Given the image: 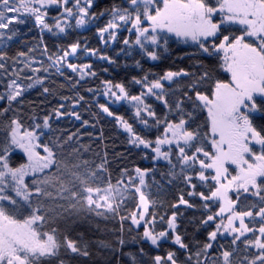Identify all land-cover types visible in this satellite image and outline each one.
<instances>
[{
	"label": "trees",
	"instance_id": "16d2710c",
	"mask_svg": "<svg viewBox=\"0 0 264 264\" xmlns=\"http://www.w3.org/2000/svg\"><path fill=\"white\" fill-rule=\"evenodd\" d=\"M207 3L216 5L217 2L207 0ZM160 6L162 7V2ZM124 7H131L128 0H93L92 6L87 9L90 14L89 26L79 29L73 19L68 22L71 26L64 33L55 28L53 32H41L31 17L25 24L13 21L8 29H0V55L4 57L5 65L0 69V97H4L0 99V153L5 154L11 167L26 164V156L14 153L15 147L10 144L11 121L19 120L23 125L22 131L33 129L39 132L40 129H36V125L40 124L42 128L44 119H48L50 127L43 129L45 134L40 135V141L54 149V160L60 164L64 177L71 179L65 167L75 171L72 165L79 164L82 172L84 167L96 169L103 162L106 169L102 173L104 180L96 183L90 181L91 186L96 187L97 183L107 186L108 181L112 186H116L122 181L120 187L125 190L122 197H117V213L97 215L96 212H89L86 207L80 205L69 208V200L55 197L59 181L52 188L53 198L33 199L31 206L29 201L16 196L11 187L5 188L0 194L9 195L18 203L11 205L8 201H0V206L19 220L26 219L33 213L39 214L38 209L43 211L46 220L35 224V227L50 234L55 229V236L61 243L66 237L70 238L76 242L79 249L89 253L84 256L61 247L56 257H41L36 264H155L154 258L157 255L162 258L161 264H170L166 261L169 252L175 254L174 259L178 264H197V254L199 264H223L224 250L232 253L229 257L230 264H250V258H254L258 250L249 248L243 241L253 237V233H247L235 245L232 243V236L228 234H218L215 241L208 240V234L215 230V222L209 221L205 224L204 220L209 213L218 211V202L210 201L212 207L206 209L205 201L201 200L199 195L189 193H208V185L214 181L206 184L197 178L194 181L197 187L192 189L183 178L185 174L180 172L179 166L172 169L168 161L156 159V154L150 148L146 149L142 145L137 147L130 143L131 134L115 119V116H120L132 126L135 134L147 140H154L161 134L164 119H179L176 110L166 107L154 96L146 95L144 103L156 114L151 117L142 112V116L149 121L146 126L135 116L134 105L137 102H112L115 98L104 95L109 87L108 82H111V85H123L130 95H140L146 89L143 85L135 83L136 79L143 80L147 76L148 80L152 81L159 79L167 71L189 72V76L175 77L173 82L162 81L163 91L166 93L164 99L173 104L183 98L184 114H191L190 130L200 133L198 146L211 150L207 112L194 106L193 93L189 94L191 98L185 97L184 93L188 92L190 85L195 84L198 91L208 94L214 89L216 82L230 79L223 71L220 54L204 53L195 44L170 38L168 45L158 50L159 59L153 61L134 45L135 35L127 31V26L116 29L115 39L105 43L108 33H104L102 38L99 30L112 18L113 9ZM45 11V22L50 26H54V23L64 16V7L51 6ZM125 39L130 41V45L123 43ZM74 43L79 44L77 52L67 60L76 64L78 71L73 72L66 65L62 66V71L51 67L50 57L62 55L63 50L69 49ZM209 47L211 48V45ZM92 52L95 54H91ZM100 56H107L114 62L109 63L100 59ZM86 65L89 67H85ZM36 68H40V71H34ZM92 72H95V75H91ZM36 78L42 79V83L35 84ZM13 79L22 86V95L17 97V101H22L21 103L9 102L6 99L10 91L8 85ZM29 84L34 86L27 88ZM44 87L49 89L47 93L43 91ZM256 101L260 110L251 114L252 123L264 134V97L257 96ZM101 105L109 107L114 115L108 116L102 111ZM56 112L61 115L56 116ZM77 114L80 116L79 120L76 119ZM156 119L161 121L159 126L154 124ZM252 147L256 154L264 151L258 150L255 145ZM39 153L45 154L42 148ZM173 163H176L175 155ZM137 168L146 173L142 187L138 183ZM229 169L235 174L233 168ZM46 172L58 175L53 169ZM186 174L191 175V170L186 169ZM32 179L33 177L28 178L26 184H30ZM136 187H141V191L150 201L149 213L155 217L152 227L157 233L165 231L169 234L160 239L158 245H152L143 238V226L137 228L131 223V215L134 212L138 214L141 209ZM245 195L240 197L243 203L237 202L238 208L244 209L253 203L259 207L258 196L245 199ZM231 196L235 198L236 193L233 192ZM181 198L192 206L181 203ZM59 205L65 207L62 209ZM173 214L176 215L174 231L169 229L167 223ZM248 220L249 218H246V223ZM250 226L258 228L259 223ZM177 234L187 245V250L173 243ZM255 235H258V232ZM209 242L213 247L207 250L208 255L205 257L204 245Z\"/></svg>",
	"mask_w": 264,
	"mask_h": 264
},
{
	"label": "snow or ice",
	"instance_id": "6c2138e0",
	"mask_svg": "<svg viewBox=\"0 0 264 264\" xmlns=\"http://www.w3.org/2000/svg\"><path fill=\"white\" fill-rule=\"evenodd\" d=\"M128 4L131 7L113 9L112 18L99 30L102 38L105 32L108 33L105 43L115 39V33L110 31L111 29L127 26V31L135 35L134 45L138 46L149 59L156 61L159 59L158 50L166 47L170 38L183 43L192 42L204 53L220 54L221 66L223 71L230 75V79L216 82L214 89L208 94L198 91L195 84L190 85L188 92L184 93V96L189 98H191L189 94L193 93L194 106L207 112L211 150L198 146L200 133L190 130L191 114H184L183 98L173 104L164 99L166 93L163 91L162 81L173 82L175 77L189 76L190 73L185 70L167 71L162 77L152 81H149L147 76L143 80H134L146 89L140 95H130L123 85H111V82H108L109 87L104 95L115 98L112 102L119 100L137 102L134 105L135 116L139 117L140 122L146 126L149 125V121L142 116V112L151 117L156 115L150 106L144 103L146 95L154 96L166 107L176 110L179 119L175 121L164 119L161 134L154 140H147L135 134L132 126L120 116H115V119L120 121L126 132L132 134L130 143L137 147L142 145L146 149L150 148L156 154V159L168 161L172 169L179 166L180 172L185 174L183 178L192 189L197 187L194 182L197 178L206 184L214 181L213 184L208 185V193H189V195H199V198L205 201L206 209L212 207L210 201L218 202V211L214 214L209 213L204 220L205 224L209 221L215 222V230L208 234V240L215 241L218 234L221 236L228 234L232 236V243L235 245L241 237L253 233V237L243 241L249 248L258 250L254 258H250V264H264V151L256 154V150L252 147L256 144L264 149V134L257 130L251 118L253 112L260 110L256 97H264V0H217L216 5H209L207 0H162V7L161 0H128ZM50 5L65 6L63 18L55 22L54 26L45 22L47 15L45 9ZM91 6L92 0H85L84 5L80 0H0V29H8L13 21L25 24L31 17L40 27L41 32L45 30L53 32L55 28L60 33H64L71 26L68 22L73 19L76 26H84L86 18L90 17L87 9ZM9 13L17 15H9ZM217 14L219 21L215 22L214 17ZM236 32L239 34H235ZM123 43L130 45L128 39ZM78 47L79 44L74 43L69 49L63 50L62 55L50 57L51 67L62 71V66L66 65L73 72H77L78 66L67 58L75 54ZM44 48L47 51V45ZM91 54L94 55L95 52ZM99 58L109 63L114 62L107 56ZM3 60L4 57L0 55V69L5 67ZM34 71L38 72L40 68ZM90 74L95 75V72ZM204 77H207V73ZM34 83L41 84L42 79L36 78ZM33 86L29 84L26 87ZM8 88L10 91L6 99L9 102L17 101V97L22 95V86L13 79ZM43 91L47 93L49 89L44 87ZM101 108L108 116L114 115L109 107L101 105ZM60 115V112H56V116ZM76 119H80L78 114ZM154 124L159 126L161 121L156 119ZM49 127V120L44 119L42 128L40 124L36 125V129H40L39 132L33 129L22 131L23 125L19 120L11 121L10 144L21 150L27 158V163L19 167H11L5 154L0 153V193L11 185L15 195L29 201L31 206L33 199L53 198L52 188L59 181L55 197L69 200V208L80 205L86 207L89 212H96L97 215L106 213L115 215L119 208L117 197H122L125 190L120 187L122 181L116 186H112L108 181L107 186L97 183L96 187H92L90 181L96 183L104 180L102 173L106 169L103 162L96 169L84 167L82 172L79 164L72 165L75 171L65 167L71 179L64 177L60 164L54 160V149L40 141V135L45 134L43 129ZM40 148L47 154L46 156L37 151ZM174 155L176 163H173ZM229 165L234 166L237 174L230 172ZM46 169H53L58 175L54 176L46 172ZM186 169L191 170L192 174L187 175ZM136 172L138 183L142 187L145 184L146 173L139 168ZM29 175H32L33 179L30 184H26L25 177ZM258 178H260L259 182ZM141 187H136L135 191L139 193V207L142 211L131 215V223L137 228L143 226V238L152 245H158L159 240L169 234L165 231L157 233L152 227L155 217L154 214L149 213L150 201L141 191ZM233 191L236 193L235 198L229 195ZM242 195H245V199L258 196L259 207L253 203L250 207L238 208L237 202L243 203L240 201ZM0 201H8L11 205L18 203L6 194H0ZM180 202L192 206L183 198ZM59 207L63 209L65 206L59 205ZM101 209L103 211H98ZM37 212L39 214L33 213L28 218L19 220L0 206V264H36L41 257H56L61 247L70 249L72 253L84 256L89 254L79 249L76 242L70 238L66 237L61 243L55 236V229L50 234L34 227L37 221L46 220L43 211L38 209ZM246 218H249L247 223ZM175 221V214L167 221L169 229L173 231L176 228ZM256 223H259L258 228L250 226ZM12 229L20 231L16 232ZM257 232L258 235H255ZM173 243L187 250V245L179 234L175 235ZM212 247L211 242L204 245L205 257L208 255L207 250ZM230 255L232 253L228 250L222 252L223 264H230ZM174 256V253L169 252L166 261L170 264H178ZM197 257L199 264V254ZM154 260L155 264H161L162 258L157 255Z\"/></svg>",
	"mask_w": 264,
	"mask_h": 264
},
{
	"label": "rangeland",
	"instance_id": "374dc122",
	"mask_svg": "<svg viewBox=\"0 0 264 264\" xmlns=\"http://www.w3.org/2000/svg\"><path fill=\"white\" fill-rule=\"evenodd\" d=\"M80 2H81V4L82 5H84L85 4V0H80ZM161 2H162V0H161ZM216 2H217V0H216ZM92 3H93V0H92ZM51 6H57V5H50V6H48L47 8H49V7H51ZM70 6H73V5H70ZM58 7H65V6H58ZM74 7V6H73ZM74 10H75V8H74ZM217 20V21H216ZM214 21L215 22H218L219 21V14H217V16L216 17H214ZM117 23H120L119 21H117ZM89 26V23H88V18H86V23H85V25L84 26H77L79 29H85V28H87ZM124 27H126V26H124ZM233 27H235V26H233ZM119 29V28H118ZM110 31H113L114 33L116 32V29H111ZM105 33H107V32H105ZM188 43H192V42H188ZM192 44H194V43H192ZM228 74V73H227ZM229 75V74H228ZM229 78H230V75H229ZM119 101H122V100H119ZM128 133V132H127ZM129 134V133H128ZM132 135V134H131ZM253 145H255V147H258V150H260L261 149V146L260 145H256V144H253ZM39 150L40 149H37V151L39 152ZM14 153H22L21 152V150L20 149H18V148H15V151H14ZM23 154V153H22ZM41 155H43V154H41ZM45 156L47 155L46 153L44 154ZM163 160V159H162ZM163 161H166V160H163ZM7 162H8V160H7ZM27 163V162H26ZM229 168L231 167V168H233L234 169V166H232V165H229L228 166ZM47 170H49V169H46L45 171H47ZM235 170V169H234ZM209 172H211V170H208ZM235 174H237L236 173V170H235ZM31 177H33L32 175H29V176H27V177H25V183H26V180L28 179V178H31ZM9 187H11V185H9ZM234 192V191H233ZM233 192H230L229 193V195L231 196L232 195V193ZM19 198H22V197H19ZM140 211H142V209H140ZM40 221H37L36 222V224L37 223H39ZM236 224L238 225V221L236 222ZM34 227H35V225H34ZM13 231H16V232H19L20 230H18V229H12ZM45 239H46V237H45Z\"/></svg>",
	"mask_w": 264,
	"mask_h": 264
},
{
	"label": "flooded vegetation",
	"instance_id": "af4514ba",
	"mask_svg": "<svg viewBox=\"0 0 264 264\" xmlns=\"http://www.w3.org/2000/svg\"><path fill=\"white\" fill-rule=\"evenodd\" d=\"M261 150H262V148H261Z\"/></svg>",
	"mask_w": 264,
	"mask_h": 264
}]
</instances>
